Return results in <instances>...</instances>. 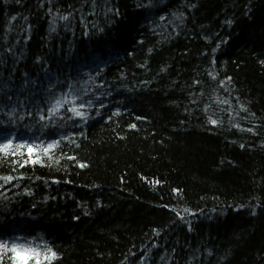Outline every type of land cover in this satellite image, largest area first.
Here are the masks:
<instances>
[{
  "label": "trees",
  "instance_id": "trees-1",
  "mask_svg": "<svg viewBox=\"0 0 264 264\" xmlns=\"http://www.w3.org/2000/svg\"><path fill=\"white\" fill-rule=\"evenodd\" d=\"M97 5L0 0V79H10L11 89L19 88L26 73L36 81L34 96L10 95L43 103L50 84L59 81L56 90L67 91L68 84L83 85L96 71L101 77L92 87L103 82L112 93L101 97L106 107L99 117L94 108L87 124L76 120L75 127L44 135L47 140L85 133L76 138L79 149L65 147L58 165L17 166L13 172L17 157L3 158L0 174L23 173L25 180L19 188L0 189L11 201L0 197V238L54 242L62 257L58 264H141L144 257V264H264V127L257 134L234 127L264 125L259 63L264 0H150V6L149 0H97ZM57 13H71L70 21H58L52 32ZM180 13L184 23L177 27ZM10 46L15 56L6 53ZM226 98L232 100L231 113L222 110L229 106L213 103ZM208 104L213 106L205 112ZM209 117L223 124L213 126ZM0 119L5 121L0 141L41 135L31 117L15 124ZM133 123L137 129L128 128ZM53 155L59 159V153ZM67 155L88 167L79 168ZM156 179L159 185L150 183ZM173 207L195 214L182 221ZM130 253L137 259L126 260Z\"/></svg>",
  "mask_w": 264,
  "mask_h": 264
},
{
  "label": "snow or ice",
  "instance_id": "snow-or-ice-1",
  "mask_svg": "<svg viewBox=\"0 0 264 264\" xmlns=\"http://www.w3.org/2000/svg\"><path fill=\"white\" fill-rule=\"evenodd\" d=\"M19 2V0H17ZM92 7H97V0H91ZM141 7H145V5H140ZM150 6V0L149 5ZM194 6V5H193ZM49 13L52 12V9L49 8ZM108 11L118 13V9L110 8ZM71 13L68 15H59L58 13L52 17L51 20V31L55 32V25L58 21H70ZM15 16L12 17V20H16ZM27 19V18H25ZM161 20H164L165 17H160ZM175 19L179 22L177 27L183 25L184 23V14L180 13L179 15H175ZM227 24L231 25L233 23L232 20L226 21ZM30 27V26H29ZM20 41H17L19 45ZM152 49H149L151 52ZM215 51V50H213ZM6 53L12 54L15 56V52L13 47H8L6 49ZM2 57H0V62H2ZM97 60L100 63H103L102 59L97 57ZM259 63L264 66V59H261ZM165 69H161L164 71ZM211 75V73H209ZM101 77V73L99 71L95 72V75L92 73H88L87 79L84 81L83 85H80L79 82H74L67 85V91H57V84H50L47 89L43 90V103L40 101H36L34 99L25 98L23 101L20 98V95L23 94L24 91H30V96H34L35 93L31 92V89L35 88L36 81H33L28 77V74H25V79L23 83L19 86L18 89H11V80H3L0 79V116H4L7 120V123L15 124L17 121L24 120L25 117H31L32 120L38 125L37 131L41 133V135L36 136L32 141L29 140H20L17 142V138L15 136L10 138H5L4 141L0 142V166L4 163V157H17V159L11 161L12 171H17V166L19 168H24L26 165H31L35 167L36 165L41 166H49L58 165L61 159L65 158L64 149L67 148H80V143L77 141V137H84V131L80 132H69L56 136L55 138L52 135H49V138L45 140L43 137L46 134L53 132V130L64 129L71 125L72 127L76 126V120H79L82 124H87L92 116V109H96L95 115L99 117L101 115L100 109H104L106 107L105 103L101 99V97L111 96V91L108 90V86H106L103 82L97 84L95 88L92 87V84L95 83L96 79ZM216 77L213 76V79ZM232 80L231 77L227 78L228 83ZM147 83V82H144ZM195 83L199 84V81ZM220 84L223 86L225 81H220ZM10 91H18L20 95H10ZM195 95V94H193ZM203 93H201V96ZM237 101H239V97H235ZM96 101H99L98 107ZM192 104L198 105L199 100L193 99L191 101ZM217 105L229 106L226 110L231 113V99H224L222 101L216 100L213 102ZM213 104H208L205 106L204 111L207 112ZM239 108L244 112L248 113L249 109L246 107L244 103L239 104ZM188 109L186 108L185 111ZM21 112L23 114H21ZM121 110L117 108L115 110L114 115L119 116ZM236 116H239V112L235 113ZM252 117H255V113H251ZM109 121H111L112 116L108 117ZM137 119H143L142 117H137ZM243 119H248L247 116L243 117ZM232 120V115H229V122ZM5 122L0 119V123ZM207 122L213 126H221L223 124L222 119H214L209 117ZM31 127V125H30ZM234 127L240 129L242 132H248L257 134V127H264V125L253 126L248 128H243L239 123L235 124ZM129 129H137V125L135 123L128 125ZM119 138V137H118ZM162 142V141H161ZM240 148H244L245 144L241 143ZM25 150H27L28 158L24 159ZM59 153V159H57L53 154ZM66 159L72 162H75L76 165L81 168H87L88 164L79 162L76 155H67ZM45 160L51 162L48 165H45ZM22 161V162H21ZM27 179H31L30 177ZM37 179H40L37 177ZM54 179L55 183H60L59 179ZM141 179L147 180L148 178L145 176H141ZM25 180V176L23 173H19L18 175L14 174H0V189H5L6 186L12 185L14 188L20 187V181ZM13 181H16V184H12ZM121 181L123 182V176L121 177ZM71 183V181H68ZM154 185H159L161 183L160 180H152L150 182ZM96 187H99L97 185ZM174 192L179 194L181 192L180 189H174ZM24 192L28 195L32 194L30 188L25 187ZM0 197H2L5 201L10 203L8 196L5 192H0ZM7 204L5 205V207ZM35 206V205H33ZM168 207V205H165ZM240 207H244L241 205ZM257 207H260L257 204ZM172 211L179 218V220H185L186 215H194L189 208L185 207L182 211L178 210L176 207L172 208ZM215 211V209H213ZM253 215H255V210H253ZM79 219V217H76ZM189 229L191 230V225L189 224ZM160 231L155 230V235L160 236ZM54 242H45L43 246L34 243L33 241L26 240L23 237L3 239L0 238V264H58V261L62 258L56 248L53 246ZM153 247H157L153 245ZM147 252H151L152 249H146ZM143 255V254H142ZM126 260L132 261L137 259L135 253H130L128 257H125ZM144 259H141V264H144ZM223 259H226L223 258Z\"/></svg>",
  "mask_w": 264,
  "mask_h": 264
},
{
  "label": "rangeland",
  "instance_id": "rangeland-1",
  "mask_svg": "<svg viewBox=\"0 0 264 264\" xmlns=\"http://www.w3.org/2000/svg\"><path fill=\"white\" fill-rule=\"evenodd\" d=\"M31 241V240H30Z\"/></svg>",
  "mask_w": 264,
  "mask_h": 264
}]
</instances>
